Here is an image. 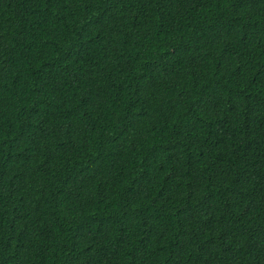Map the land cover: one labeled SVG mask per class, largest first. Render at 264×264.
<instances>
[{
  "label": "trees",
  "instance_id": "16d2710c",
  "mask_svg": "<svg viewBox=\"0 0 264 264\" xmlns=\"http://www.w3.org/2000/svg\"><path fill=\"white\" fill-rule=\"evenodd\" d=\"M0 264H264V0H0Z\"/></svg>",
  "mask_w": 264,
  "mask_h": 264
}]
</instances>
